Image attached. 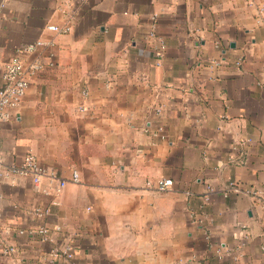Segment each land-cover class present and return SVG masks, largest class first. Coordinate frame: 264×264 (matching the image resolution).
<instances>
[{"label":"crops","instance_id":"crops-1","mask_svg":"<svg viewBox=\"0 0 264 264\" xmlns=\"http://www.w3.org/2000/svg\"><path fill=\"white\" fill-rule=\"evenodd\" d=\"M261 8L0 0V65L44 42L22 57L42 68L0 125V151L8 164L31 151L67 180L56 194L45 179L49 195L29 177L0 181V264H264ZM161 178L173 180L170 191L146 187ZM230 182L261 196H224ZM37 207L51 212L40 219ZM43 225L50 240L30 233ZM65 245L72 259H47Z\"/></svg>","mask_w":264,"mask_h":264},{"label":"built area","instance_id":"built-area-1","mask_svg":"<svg viewBox=\"0 0 264 264\" xmlns=\"http://www.w3.org/2000/svg\"><path fill=\"white\" fill-rule=\"evenodd\" d=\"M255 0H247L248 4H254ZM260 15L264 21V8H261ZM153 30L150 36H154L155 18H153L152 24ZM49 31L59 34H67L71 31L69 25L58 26L50 24L47 26ZM44 45L43 41H36L29 45L20 48L16 55L6 63L0 65V81L3 82V86L0 87V125L9 122L12 119V111L20 107L22 101L27 93L30 85V78L34 76L42 66L39 63H33L26 66L22 57L26 54L34 53L37 49ZM165 46L162 44L157 52V57L160 59L164 54ZM83 97L88 96V91L82 92ZM79 110L84 112L86 108L84 106L79 107ZM161 112V110H158ZM13 176L29 177L32 180L34 189L44 195H49L51 192L44 186L45 179H48L50 183L55 182L56 187L54 193L60 194L63 188L67 185V180L61 179L57 173L53 170L45 168L37 156L29 151L25 154L23 159L18 163L8 164L4 156L0 151V181L9 180ZM73 182H79V174L74 172L72 177ZM174 182L170 178H161L159 180H147L146 187L154 189L159 193H165L173 188ZM216 191L214 188L209 187L208 192L212 193ZM223 195L228 196L230 193H243L246 195H252L260 198L259 191L244 190L241 184L237 182H230ZM32 213L40 219H44L50 214V208L37 207L31 210ZM21 233H24L21 231ZM30 233H38L42 236L44 241L50 240V230L46 226H41L37 230H31ZM7 253L15 252V248L10 247L6 250ZM74 256L71 245H65L61 247H54L47 256L50 262H54L61 259L70 260Z\"/></svg>","mask_w":264,"mask_h":264}]
</instances>
